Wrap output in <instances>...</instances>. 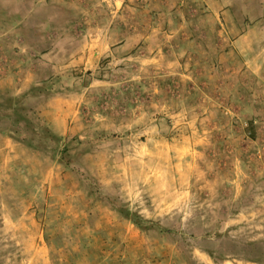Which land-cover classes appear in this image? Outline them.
Returning <instances> with one entry per match:
<instances>
[{
	"label": "rangeland",
	"instance_id": "obj_1",
	"mask_svg": "<svg viewBox=\"0 0 264 264\" xmlns=\"http://www.w3.org/2000/svg\"><path fill=\"white\" fill-rule=\"evenodd\" d=\"M0 264H264V0H0Z\"/></svg>",
	"mask_w": 264,
	"mask_h": 264
},
{
	"label": "trees",
	"instance_id": "obj_2",
	"mask_svg": "<svg viewBox=\"0 0 264 264\" xmlns=\"http://www.w3.org/2000/svg\"><path fill=\"white\" fill-rule=\"evenodd\" d=\"M13 112V117L16 116L18 117L17 122H19L20 120H24L25 122L28 121V119L30 120V123L33 124V126L39 130H43V133L50 135V133L47 131L46 127H44L42 124L40 123H37V120L34 121V119L32 118L33 117V114H30V113H22V110H19V109H16Z\"/></svg>",
	"mask_w": 264,
	"mask_h": 264
}]
</instances>
